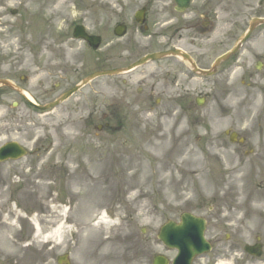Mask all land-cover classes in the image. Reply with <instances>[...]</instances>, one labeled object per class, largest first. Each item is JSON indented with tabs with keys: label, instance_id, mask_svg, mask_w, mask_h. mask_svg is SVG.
Wrapping results in <instances>:
<instances>
[{
	"label": "rangeland",
	"instance_id": "rangeland-1",
	"mask_svg": "<svg viewBox=\"0 0 264 264\" xmlns=\"http://www.w3.org/2000/svg\"><path fill=\"white\" fill-rule=\"evenodd\" d=\"M91 1L96 0H0V51L28 59L26 65L31 55L51 58L63 20L93 16L74 7ZM89 72L62 71L53 83L66 89ZM231 75L230 84H219L215 97L193 115H177L170 106L162 114L167 117L119 120L123 129L114 137L102 135L104 142L91 136L98 120L84 116L95 103L109 105L108 96L94 94L111 91L108 79L42 116L37 130L26 124L24 136L12 134L29 149H35V138L50 151L0 165V264H57L65 254L71 264H152L157 254L170 257L157 241L160 227L183 212L215 208L232 225H243L247 184L264 183V80L247 90ZM34 78L44 89L51 84L49 72ZM3 120L1 115L0 146L6 138ZM228 130L247 145L230 144ZM260 202L255 199L256 206ZM102 217L108 225L93 236L90 230Z\"/></svg>",
	"mask_w": 264,
	"mask_h": 264
},
{
	"label": "flooded vegetation",
	"instance_id": "flooded-vegetation-1",
	"mask_svg": "<svg viewBox=\"0 0 264 264\" xmlns=\"http://www.w3.org/2000/svg\"><path fill=\"white\" fill-rule=\"evenodd\" d=\"M75 8L87 9L93 16H84L75 25L67 23L63 28L66 32L56 38V53L38 68L50 71L51 80L58 78L60 70L125 69L145 57L163 56L129 73L110 94L114 103L192 104L194 91L204 77L201 73L212 74L204 79L214 78L213 85L218 79L227 81L231 73L238 71L243 84L251 85L250 82H259V74L264 73V0H96ZM78 26L98 38L97 50L86 41L74 39ZM244 37L237 52L215 66ZM0 72V79L13 83V87H0V109L7 108L8 132L15 130L19 122L22 126L28 122L37 127L42 113L31 107L22 93L43 104L53 100L59 84L48 90L43 89L41 82L31 86L30 78L18 74L9 58H0ZM135 81L137 89L133 92L130 84ZM201 93H196L197 97ZM99 94L106 96L103 91ZM129 98L132 101H127ZM93 116L106 120L110 115L95 109L88 118ZM106 124L102 131L109 129ZM246 227L244 234L237 232L227 240L213 236L212 252L206 256L208 262L264 264L262 230L254 225ZM256 245L261 247L260 257L245 251L246 247Z\"/></svg>",
	"mask_w": 264,
	"mask_h": 264
},
{
	"label": "water",
	"instance_id": "water-1",
	"mask_svg": "<svg viewBox=\"0 0 264 264\" xmlns=\"http://www.w3.org/2000/svg\"><path fill=\"white\" fill-rule=\"evenodd\" d=\"M78 35L79 37H83L81 34ZM96 76H93L90 79H93ZM0 152L2 155L11 152L12 155L10 157L16 158L21 150L18 146L13 145L11 147L3 148ZM203 230L204 222L188 215L183 216V223L179 226L170 223L163 227L160 239L166 244L178 248L180 252H183V254L181 253L180 257L176 260L175 264H190V249L195 248L199 253L207 249V244L203 239ZM60 262L68 264L66 258H61Z\"/></svg>",
	"mask_w": 264,
	"mask_h": 264
},
{
	"label": "bare ground",
	"instance_id": "bare-ground-1",
	"mask_svg": "<svg viewBox=\"0 0 264 264\" xmlns=\"http://www.w3.org/2000/svg\"><path fill=\"white\" fill-rule=\"evenodd\" d=\"M103 225H108V222L104 217L100 218L99 223H97V225H95L93 228H91L90 232L92 233V235L97 236L99 234L98 230L100 229V226H103ZM98 239L101 240L102 238L100 237Z\"/></svg>",
	"mask_w": 264,
	"mask_h": 264
}]
</instances>
